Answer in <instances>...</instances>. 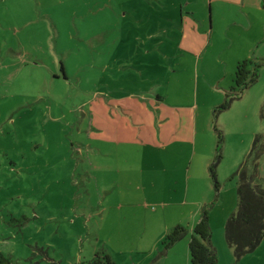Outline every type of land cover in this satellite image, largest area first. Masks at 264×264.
I'll list each match as a JSON object with an SVG mask.
<instances>
[{
    "label": "rangeland",
    "instance_id": "374dc122",
    "mask_svg": "<svg viewBox=\"0 0 264 264\" xmlns=\"http://www.w3.org/2000/svg\"><path fill=\"white\" fill-rule=\"evenodd\" d=\"M250 2L260 11L239 17L231 0H0V250L19 264H87L97 251L116 264H190L189 233L163 239L206 207L217 264H264V239L237 259L225 234L236 172L264 131V0ZM248 58L259 79L223 108ZM157 93L196 117L192 147L103 138L115 104L139 114L137 99L161 107ZM215 126L218 191L206 164ZM152 158L171 163L167 174Z\"/></svg>",
    "mask_w": 264,
    "mask_h": 264
},
{
    "label": "trees",
    "instance_id": "16d2710c",
    "mask_svg": "<svg viewBox=\"0 0 264 264\" xmlns=\"http://www.w3.org/2000/svg\"><path fill=\"white\" fill-rule=\"evenodd\" d=\"M261 63L252 58L240 60L236 68V85L231 87L227 100L222 107L240 98L244 91L259 79ZM217 134L216 154L208 169L214 185L219 190L216 166L222 158V146L225 140L223 131L214 127ZM264 155V131L255 134L253 144L247 158L238 168V209L233 212L226 222L225 234L229 246L237 259L254 251L264 239V180H260L259 165ZM189 233L190 264H217L218 254L212 243V225L208 209L204 207L201 216L192 230L187 226L176 224L165 234L163 243L173 245ZM0 264H19V261L0 250ZM87 264H116L110 254L97 251Z\"/></svg>",
    "mask_w": 264,
    "mask_h": 264
},
{
    "label": "crops",
    "instance_id": "0c3cea01",
    "mask_svg": "<svg viewBox=\"0 0 264 264\" xmlns=\"http://www.w3.org/2000/svg\"><path fill=\"white\" fill-rule=\"evenodd\" d=\"M231 1L239 5V9H237L239 17H241L243 14L247 16L246 12L247 11L250 12V9L246 10L248 6L250 8L254 7L256 8V10H259V7L253 6L250 0L248 1L247 0H231ZM260 4L262 6L264 3L263 4L260 3ZM260 15L261 13H258L257 16H255V20H254L255 25L259 23ZM252 28H254L253 23H252ZM256 39L257 41L260 40V38H257V37ZM136 95H137L136 92H131L130 97L136 96ZM169 96L170 95L168 94L164 96L158 93L156 94L157 103L158 104L162 103L161 107H158V108H155L154 107L155 105L151 106L150 104H147L149 103V101L151 103V99H152V97L148 96V94L147 96H144V98L150 97L148 99L149 101L146 102L144 105L141 104L139 100L137 99L136 102L134 103V107L138 109L139 114L134 111L130 113L129 111H131V109L129 105L126 102H123V100L121 99L120 103L115 104V105L119 107L122 113H120V116L119 115H117L118 117L116 116L115 118L116 124L111 125L112 123L108 122L102 125L103 138H105L106 141L113 142V143L120 141V142H126L130 144L133 143L134 145L136 144V145H142L146 147L148 146V148L150 146V150L152 152H155L156 148L164 147L165 145L168 147V145L170 146V144H174L176 141L184 142V144L186 143V149H188L189 146L192 147L191 142L193 140H195L194 143L197 142V125L195 124L196 117L194 118V115H193V119H191L190 116L187 114L188 108L184 107V105L181 102H177L174 99H170ZM130 100L134 102L135 98L133 97ZM145 113L147 114L146 117H145ZM105 116H107V114ZM108 118L113 120L110 114H108ZM188 120L190 121L189 124H188ZM171 124L174 125L173 133H172ZM156 127L158 128V136L156 135ZM183 145H174V146H176L177 150L181 151ZM152 159L154 161L149 162V163L154 165V169L161 170L167 174L170 168L169 165L171 166V163L169 164L167 159L165 160H160L158 158H152ZM210 162H211L210 158H207L206 164H207L208 174H209L208 166ZM191 163L192 162L190 159L189 168H190ZM173 164L174 163H172V165ZM263 165L260 164V168H261L260 172H262V176H260L261 181L264 180V166ZM135 169L138 171L140 170L141 172L143 171V168L139 169L138 167ZM187 175H188L187 180H188V186H189L190 179H191L190 171L188 172ZM209 177H210V174H209ZM199 179L201 181V177ZM160 180L162 179H159L158 181H156L157 184L155 183L153 187L154 191L158 193H162L166 187L165 186L166 182L160 181ZM196 181H198L197 178L194 179L195 183ZM185 195L187 197V192ZM197 219L198 217L196 216L194 219V222L192 223L191 229L196 224Z\"/></svg>",
    "mask_w": 264,
    "mask_h": 264
}]
</instances>
